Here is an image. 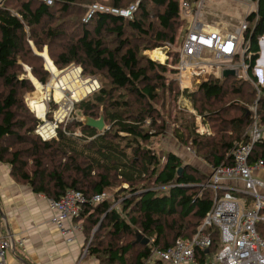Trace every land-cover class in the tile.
Masks as SVG:
<instances>
[{"label": "trees", "instance_id": "trees-1", "mask_svg": "<svg viewBox=\"0 0 264 264\" xmlns=\"http://www.w3.org/2000/svg\"><path fill=\"white\" fill-rule=\"evenodd\" d=\"M10 1L0 0V161L10 166L11 176L50 200H60L68 190L81 192L86 201L75 222L82 224L84 247L95 228L102 231L86 254L96 260L102 255L101 264H147L154 248L167 250L178 239L194 237L211 210L214 192L202 189L207 176L184 163L177 153L168 151L162 159L149 147L150 141L167 126L156 103L162 100L165 106L166 93L201 102L204 108L199 112H205L203 123L214 130L212 138L200 136L192 125L187 132L183 131L187 134L176 132L179 142L192 145L214 167L232 166L231 152L245 140L244 134L253 122L251 108L258 98L255 67L260 56L259 40L264 35V0H255L257 12L247 19L242 58L248 79L212 75L207 81L195 80V89L184 92L177 90L178 79L167 77L169 73L178 74V70L154 61L144 51L173 46L180 28L185 30L183 2L193 4L197 0H142L132 19L97 13L87 23L83 21L85 6L91 3L125 8L138 0H132L128 6H123L124 0H52V5L41 0H20L15 8ZM90 26H94L93 30ZM77 27L81 29L77 36L62 42L58 50L49 51L61 69L77 65L84 76L105 75L106 83L93 94V99L82 101L78 108L83 116L94 119H100L102 112L108 128L101 135L86 127L81 118L74 117L58 126L56 138L43 140L36 133L43 122L25 103L23 90H31V86L21 72V55L27 48L43 63L44 57L34 53L30 46L35 44L42 53L44 46L51 47L46 39L67 38V32ZM41 81L46 84V78ZM258 86L264 93V88ZM212 102L225 103L220 109H207L206 106L214 105ZM51 105L53 111L58 108ZM233 111L238 114L231 116ZM258 114L264 124V95L259 100ZM180 125L191 126L183 120ZM77 130L80 137L75 136ZM17 145L21 148L15 149ZM253 158L264 160V145L254 148ZM191 169L198 174L189 172ZM149 181L151 187L143 184ZM114 182L119 185L116 198L122 200L118 208H112L109 199L94 203L96 196H107ZM137 232L149 240L147 245L140 243V250L136 247L139 243L132 238H137ZM212 234L217 245L218 231ZM171 235L175 236L174 243L170 241ZM121 240L128 242L121 244ZM135 253L138 254L130 260Z\"/></svg>", "mask_w": 264, "mask_h": 264}, {"label": "built area", "instance_id": "built-area-1", "mask_svg": "<svg viewBox=\"0 0 264 264\" xmlns=\"http://www.w3.org/2000/svg\"><path fill=\"white\" fill-rule=\"evenodd\" d=\"M41 1L48 5L53 4L52 0ZM138 6L139 0L128 8L101 3L89 4L86 6L89 14L83 21L87 23L97 13L132 19ZM182 9L183 13L190 15L188 12H192V4L185 1ZM183 20L185 37L177 52L178 66L174 67L178 70L182 90H191L195 76L202 77L203 81H207L212 75L223 78L225 70H233L237 76V70L231 67V63L241 51L242 35L249 23L236 32L224 34L212 28H205L195 18H191V21L185 18ZM205 51L211 52L218 60H229L230 64L224 65L226 68L222 69L221 66L201 57ZM243 54L244 52L242 57ZM240 63L241 67L247 68L244 61ZM185 71L188 75L183 77ZM260 83L258 85L264 88V72ZM258 85H255L258 98L251 108L254 114L253 122L245 132V140L237 144L231 152L234 164L218 167L211 165L206 182L201 184L203 190H213L214 196L211 210L200 229L191 239H178L167 250H153L147 264H154L156 261L162 264H264V238L258 231V226L264 223V177L261 175L264 172V160L253 158L254 148L258 144L264 145V124L258 114L259 100L264 93ZM43 125L36 130L43 140L57 137L58 121L52 124L54 127L56 125V128L50 137L43 132ZM106 199L109 197L100 195L96 196L93 202L98 204ZM85 201L84 195L77 190H68L60 200H51L53 223L63 235L68 236L82 230L75 220L79 217ZM211 231L221 234L217 245ZM9 249L10 241L0 239V264L5 261Z\"/></svg>", "mask_w": 264, "mask_h": 264}, {"label": "rangeland", "instance_id": "rangeland-1", "mask_svg": "<svg viewBox=\"0 0 264 264\" xmlns=\"http://www.w3.org/2000/svg\"><path fill=\"white\" fill-rule=\"evenodd\" d=\"M16 1H20V0H11L10 1L12 8H15V6L17 4ZM91 1H94V0H91ZM131 1L132 0H124L123 6H128V5L132 4ZM141 1L142 0H139V4L141 3ZM192 1H194V0H192ZM135 2H136V0H135ZM85 3H86V1L84 2V4ZM87 4H88V2H87ZM91 4H95V3H91ZM131 6L132 5H130L129 7H131ZM85 8H86V6H85ZM125 8H128V7H125ZM257 9H258L257 2L255 0H197L196 3L192 4V12L187 11L190 15L183 13L184 10L182 9V11H183L182 12V19L185 18L187 21L188 20L191 21V18H195L198 22L202 23L205 28H212L209 26V24H207L203 21V20H205V18L211 19V17H212V18H214L213 24L215 26L220 27L222 29H227V31L236 32L237 30L242 28V26L244 24L248 23V20H247L248 16L250 14H252L253 12H257ZM210 11H213V13H210ZM87 14H89V12H87L85 14V16H87ZM85 16H84V18H85ZM68 20H69L68 22L70 23V21L72 19L69 18ZM155 23H156V20H155ZM53 26H55V24ZM93 28H94V26H90V29L93 30ZM183 30H184L183 28H180L179 34H178L180 36H179V38L177 37V41L173 46L172 45L161 46V47H157L156 49L154 48L155 50L150 48L149 50L148 49L145 50L144 54L151 57V59H153L154 61H156L162 65H166L171 70H174L175 69L174 67H177L178 62H179V59H178V62H175L176 59L178 58V54H177L178 48L181 44V41L185 37V34H184L185 31H183ZM245 31H246V29L244 30V34H245ZM80 32H81V29L77 27L76 29L72 28L67 32V35H66L67 38H63L61 40H54V41H48L45 38L47 41L45 43H49L51 45V47H47V45L44 46L42 53L47 52V54L45 53V55H47L50 58L53 65L55 66V72H53L49 68L50 66L47 63L46 59L43 58V63H41L37 58H34V56L30 50H29L30 52L27 51V48L25 49V51L21 55L22 56L21 59L23 62V63L21 62V64H23L22 68L24 70V71L22 70L21 72H24L23 77L29 78V82H30V86H31V90H23L24 94H26V100H25L26 105L29 104V101H31L32 99H36L38 97L42 98V99L45 98V95H43L40 92L39 88L37 87V85L33 81V78L40 84V86H42L43 88H46L47 86L51 85L54 81L55 82L61 81L62 78L68 72L73 73V74L79 72L80 77L83 80H94L98 84L97 88L95 90H93L92 92H90L88 95H86L84 98L73 102L71 110L69 111L66 118L63 120H57V118H56V111L58 108L55 111H53L54 108L52 107L53 105H51L52 103H54L55 106L59 107L58 102H56L54 98H51L50 99L51 101H49V102L45 101V104L47 106V110H46L44 118H40L37 115V113L33 111V113L35 114L34 116L43 122V123H41V125H43V124H44L43 126L48 125L49 126L48 128H51V125L54 124V122H51L52 120L58 121V126L59 125L61 126V123H64L67 120H73L74 117H79V118H81L80 120L83 123L84 119L88 116L82 115V111H80L78 108V107H80L79 103H81L82 101L92 100L93 96H94L93 94L95 92H97V90H99L100 87L103 86V84L106 83V77H105V75H103L101 73H98L96 76H84V74L82 72V68L80 66L71 65L69 67L61 69V68H59V66H57L55 64L49 50L51 48L53 51L58 50L59 47H61L62 42L69 41L70 37H72V36L75 37ZM227 34H229V33H227ZM244 34L242 35L243 36V43H242L241 51L239 52V55L236 58V60H234L231 63V67L237 70V74H238L237 76L239 78L242 77V78L248 79L247 72H246L247 68L240 66V64H241L240 62L243 61L242 52H244V48H243V44L245 41ZM103 36H105V34ZM263 38H264V35L262 36L261 39H263ZM135 43L138 44V40H135ZM28 45H30V44L28 43ZM262 46H263V50H264V44L263 43H262ZM30 48L37 55L40 56V54H42V53H40V51L37 50V48L35 47V44H34L33 48L31 46H30ZM157 50H163V52L165 53V57H166L164 60L165 64H163V62H161V61H158V60L152 58V53L157 51ZM259 55H260V53H259ZM201 57L205 60L207 59V60L212 61V63L216 64L217 66H221L222 69L226 68V66H224V65L230 64L229 60H225V59L218 60V59H216L215 57H213V54L209 51H205ZM157 59H159V58H157ZM160 60H162V59H160ZM262 63H264V54H263ZM238 65L240 67H238ZM262 65H264V64H262ZM259 66H260V64L257 65V62H256L255 74L258 78V83L261 84L260 82L262 81V78H263L264 66H260V67ZM31 68H32V70H31ZM34 70L39 71V72L37 74H34L33 73ZM44 71H47L49 73L45 74ZM259 72L261 73V76L260 75L258 76ZM187 75H188V73H187V71H185L183 74V77H185ZM221 76H222V74H221ZM167 77L174 78V80L178 79V82H177L178 85L176 84V86L178 87L177 90L179 92H184L185 90H187V89L182 90L180 79H179V74L169 73L167 75ZM42 78H46V84H44L41 81ZM198 79L203 80L202 77L195 76L193 78L192 86L190 87L191 90H189V91H192L195 89V86H193V84H194V81L198 80ZM64 95L67 98H69L71 96L69 91H66L64 93ZM165 96H167L165 106H163L162 100H159L158 103H156V104L157 105L159 104L158 108H160L162 115L164 116V118L166 120L167 126H166V129L163 131V133H161L159 136L153 138L150 141L149 147L153 148V150H155L157 152L158 156H160L162 159H163V156L165 155L166 152H168V151L175 152L181 157V159L184 163L191 165L192 167L196 168L197 170H200L202 173L201 175L204 174L205 176H208L211 172V169H210L211 164L209 162H207L206 160H204V158L198 152L195 151V149L192 145L187 146L186 143L181 145L179 142L180 139L176 135V132H179V131L182 132V134H187L186 132L189 129H191V127L193 125L196 127L197 133L200 134V136L205 135L204 137H207V139L212 138L211 136L213 135L214 130H211L210 127L208 128L203 123L204 118H203L202 114H205V112H202V113L199 112L200 108H204V106L201 105L202 104L201 102L195 103L194 101L190 100L189 98L184 97L182 94L177 96V97L175 95L170 97L169 93H166ZM212 103L214 105L206 106V108L207 109L208 108L209 109L210 108L211 109H220L225 102H221V103L212 102ZM225 105L227 106V103ZM19 113H20L21 117H24V115H25L24 111L20 110ZM98 113H95V114L98 115ZM236 114H238V113H236V111H233V114H231V116L236 115ZM99 115L103 116V113L101 112V113H99ZM182 120L187 122V124H189L191 126L188 127V126L180 125ZM161 122H162V120H161ZM158 124H159V122H158ZM203 126H205V128H203ZM54 128H56V125H55V127L53 126V129ZM183 131H186V132H183ZM200 132H205V133L201 134ZM206 132H208V133H206ZM56 133H57V129H56ZM53 134H54V132L52 133V131H51L48 134V136L50 137ZM81 135L82 134H81L80 130H77V132L75 133V136L80 137ZM244 136H245V134H244ZM19 147L21 148V146L17 145L14 148L18 149ZM189 172H195V171L191 169ZM193 174L197 175L198 172H195ZM117 184H118V182H116V183L114 182L113 187L108 189L107 193H106L107 196L109 197L110 202L113 204L112 208H114V207L118 208L117 204H119L122 201V200L119 201L116 198L117 192L119 191V188H118L119 185L116 186ZM143 184H147V187H151L152 181H149L148 183H143ZM124 186L127 187V185H124ZM173 218H171L168 222L171 223ZM79 226L82 227V224ZM199 229H200V227L198 228V230ZM98 231H99V227L95 228V230L91 233V236L89 237V240H88L89 243L86 244L88 246L85 247V255L88 252V248L90 249L92 247L91 245H95L97 243V241L100 239V237L102 235V231H99V232ZM258 231L262 236H264V224L263 225L260 224L258 226ZM106 232L107 231L105 230L103 232V234H106ZM140 232H137V233H140ZM211 232H213V231H211ZM218 235H219L218 240L220 241L221 234H219V232H218ZM213 236H214V234H213ZM145 237H146V235H145ZM145 237L143 236V238H145ZM170 237H171V240H170L171 243H174V241H175L174 237L175 236L171 235ZM106 238L107 237L105 236L104 239H106ZM132 238H133V240L138 242V236H137V238L135 236ZM92 240H94V242L91 244ZM108 240H109V238H107V240H106L107 243H108ZM127 242L128 241L121 240L120 243L125 244ZM138 243L139 244H137L136 247H137V250H140L142 245L140 244V242H138ZM153 250H160V249L154 248ZM137 254L138 253L132 254L130 257V260L134 259V257H136ZM102 259H103V256L101 255V259H98L100 264H101Z\"/></svg>", "mask_w": 264, "mask_h": 264}, {"label": "crops", "instance_id": "crops-1", "mask_svg": "<svg viewBox=\"0 0 264 264\" xmlns=\"http://www.w3.org/2000/svg\"><path fill=\"white\" fill-rule=\"evenodd\" d=\"M213 20L203 21L221 33L234 32L215 26ZM53 220L51 200L14 179L10 166L0 161V239L10 241L1 264H99L85 255L83 231L65 236Z\"/></svg>", "mask_w": 264, "mask_h": 264}, {"label": "bare ground", "instance_id": "bare-ground-1", "mask_svg": "<svg viewBox=\"0 0 264 264\" xmlns=\"http://www.w3.org/2000/svg\"><path fill=\"white\" fill-rule=\"evenodd\" d=\"M264 44V40L262 42ZM45 55V54H44ZM46 61L49 64V68L55 72V66L53 65L50 58L45 55ZM152 58L161 61L164 63L165 60V53L163 50H157L152 53ZM159 58V59H157ZM162 59V60H160ZM263 59V57H262ZM261 60V66L262 65ZM33 81L39 88L40 92L45 95V98H36L29 101V104L33 108L34 112L37 113V115L40 118L45 117V113L47 110V106L45 104V101H51V98H54L56 102H58L59 107L56 111V118L57 120H63L68 115L69 111L72 108L73 102L78 101L82 98H84L86 95H88L90 92L95 90L98 86L97 82L94 80H83L80 77L79 72L77 73H70L68 72L61 81L59 82H53L51 85L47 86L46 88H43L40 86V84L33 78ZM45 91V92H44ZM66 91H69L71 96L69 98L65 97L64 93ZM48 125H45L43 127V132L45 135L49 134L51 131L54 132L53 126L51 125V128H48Z\"/></svg>", "mask_w": 264, "mask_h": 264}, {"label": "water", "instance_id": "water-1", "mask_svg": "<svg viewBox=\"0 0 264 264\" xmlns=\"http://www.w3.org/2000/svg\"><path fill=\"white\" fill-rule=\"evenodd\" d=\"M263 40H264V38L259 41L260 56H259V58L257 60V65L261 64V60H262V57H263V46H262ZM45 53L47 54V52H44V53L40 54V56L45 58V55H44ZM231 76H236V72L233 71V70H225L223 72V78L226 79V78L231 77ZM29 107H31V106L29 105ZM83 124L86 127H91V128H94V129L98 130L101 135L107 129L104 116H101L100 119H98V120L94 119V118H91V117H86L84 119V121H83ZM183 169H184L183 167L179 169V175L182 174ZM137 236H138V242H140L141 244L147 245L149 243V240L146 239V238H143L142 234L137 233Z\"/></svg>", "mask_w": 264, "mask_h": 264}, {"label": "clouds", "instance_id": "clouds-1", "mask_svg": "<svg viewBox=\"0 0 264 264\" xmlns=\"http://www.w3.org/2000/svg\"><path fill=\"white\" fill-rule=\"evenodd\" d=\"M45 59V58H44ZM31 108V107H30ZM33 108H31V110H32ZM32 111H34V110H32Z\"/></svg>", "mask_w": 264, "mask_h": 264}]
</instances>
